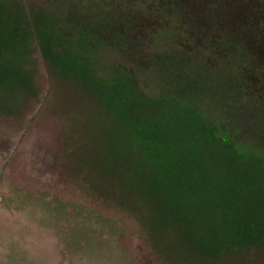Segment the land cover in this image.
<instances>
[{
  "label": "rangeland",
  "instance_id": "obj_1",
  "mask_svg": "<svg viewBox=\"0 0 264 264\" xmlns=\"http://www.w3.org/2000/svg\"><path fill=\"white\" fill-rule=\"evenodd\" d=\"M126 1L0 0V264H264V168L246 153L264 155V8L261 19L249 0H171L189 37L181 54L155 53L147 25L125 29ZM30 14L50 25L43 55ZM254 18L263 31L243 34ZM127 76L239 145L184 110L147 117L172 178L190 187L166 191L184 210L170 197L173 211L155 210L124 124L144 119Z\"/></svg>",
  "mask_w": 264,
  "mask_h": 264
},
{
  "label": "trees",
  "instance_id": "obj_2",
  "mask_svg": "<svg viewBox=\"0 0 264 264\" xmlns=\"http://www.w3.org/2000/svg\"><path fill=\"white\" fill-rule=\"evenodd\" d=\"M249 3L250 5H245L246 12L248 13L254 12L258 18L263 19L261 10H263L264 6L263 4L260 3V0H249ZM130 5H134L136 8L132 7L130 9ZM125 10L126 12L123 13L124 16L122 17L124 23L123 22L122 23L124 24L125 29L127 31H131L133 26L134 27L137 26V30H139L143 25H147L146 29L148 28V31L144 32L145 35L138 32L139 35H141V38L145 37L147 40L145 46L146 50L148 51L152 50L155 53L158 52L166 53L171 49H174L176 52H180V54L181 51L183 52L182 45L179 44L181 43L180 39H188L189 32L187 31V28H184L185 26H182L180 23V16H182V14L178 8V5L177 7L176 4L173 5L171 0H132L131 2L127 0L125 5ZM140 16H142V20ZM254 19H255L254 20L255 24L251 23L250 21L243 23V28L241 30L242 32H244L243 34L247 33L248 35H250V33L252 32L260 33L259 30L263 31V27H262L263 25L257 27L258 26L256 24L257 18ZM29 24L31 30L33 31L34 36H36L39 48L43 55L47 41V39H44V36L48 31V29L50 28L49 22L45 21L44 16H41L38 19L33 14L32 15L30 14ZM51 50H45V51H51ZM188 51H189L188 54L190 55V51L192 52L193 50L189 49ZM64 63H65L64 65L69 68L70 66H73L74 68L76 67L75 68L76 71L81 70V67L78 66L81 62H79L73 56H70L68 59H66ZM234 67L237 68V66ZM238 69L240 68L238 67ZM238 69L237 70L233 69V71L237 72ZM240 70L242 71V75H244L246 70L244 69H240ZM3 75H7L8 77V74H3L0 72L1 79ZM119 78L120 76H114L111 77L110 79L100 80L98 82V85L102 86L103 81L105 83V86H108L112 82L116 84L119 81H123L122 79ZM127 79L129 80L127 82V86L129 87V90L134 95H138L141 100L140 104L136 103L137 106L139 107V109H137L136 112H140L139 114H141L140 116H142L143 112L141 111L142 109H144V114H143L144 119L141 120V122H143L142 123L143 126L139 127V121L126 114L125 117L127 119L125 120L124 124L129 125L130 133L136 138L135 145H137V147H139L141 151L143 150L144 159H143L142 167L145 168L147 172H149L145 180L149 182L151 181V183H153V185L151 186L153 188L150 189L149 194L157 197V201L155 202L154 207H159V208H156L155 210L165 211V212L173 211L174 208H171L172 203L170 199L173 198V196L171 195L172 197H170V195L166 191L169 190L171 191V193L172 192L176 193L179 189H182L179 185H183L186 189H189L190 187L186 184V180L183 179V181L182 180L177 181L172 178L171 175L172 172H169L168 169L169 163L166 164L164 162V160L160 156L163 155L162 152H158L157 141L154 138H152V136H150L151 133L149 129L145 127L147 117L152 119L154 116H156V114H165V113L171 114V112L174 113L177 110L179 111L184 110L188 113V115L192 113V115L195 117L196 123L201 124L203 129L213 132L214 138L220 140L225 146L230 145V146H235L236 148L239 147V145L236 141H233L232 138H229L227 135H225V133L221 132L220 129L221 125L218 126L217 122L209 118L206 114H203L200 111V109H197L193 106H187L174 97L151 94L142 88L135 90V88L133 89V85H131L132 81L130 77H128ZM93 85H95V81ZM112 108L119 113L122 112L121 108L120 109L115 108L113 104H112ZM123 129L124 126L123 128H120V130ZM246 153L250 159H253L255 161L256 160L260 161V165L264 168V155L261 156L254 155L252 152L249 153L246 152ZM148 167H150L151 170H149ZM165 171L167 172V175L165 174ZM175 177L176 175L174 176V178ZM157 185L161 186V188L156 189L155 186ZM173 200L176 203V206L178 207L176 210H184L181 207H187L184 201L180 200L176 202L175 198H173ZM188 209L198 210L199 208L194 209L193 206H191V208Z\"/></svg>",
  "mask_w": 264,
  "mask_h": 264
}]
</instances>
